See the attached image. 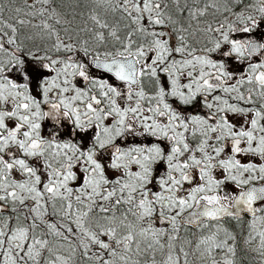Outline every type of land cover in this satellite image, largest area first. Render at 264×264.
Instances as JSON below:
<instances>
[{
  "label": "snow or ice",
  "instance_id": "obj_1",
  "mask_svg": "<svg viewBox=\"0 0 264 264\" xmlns=\"http://www.w3.org/2000/svg\"><path fill=\"white\" fill-rule=\"evenodd\" d=\"M81 2L0 15V264H236L242 213L264 257V0Z\"/></svg>",
  "mask_w": 264,
  "mask_h": 264
},
{
  "label": "trees",
  "instance_id": "obj_2",
  "mask_svg": "<svg viewBox=\"0 0 264 264\" xmlns=\"http://www.w3.org/2000/svg\"><path fill=\"white\" fill-rule=\"evenodd\" d=\"M31 4L28 0H0V7L4 10L2 12V18L6 22L15 23L17 20H25L30 23H26L25 25H17L18 28L21 29V36L24 37H34L33 40H26L25 42L29 47L34 45L42 46V47H50L52 43V39H49L46 33L42 30L41 26L43 22L47 21L49 24H53L54 27L60 32L61 35H65L63 32L64 27H68L66 23L61 25L54 24L53 19H49L50 15H53L52 10H55V14L63 17L64 21H71V30L70 34L76 37L77 33L80 39H88L91 42V33L89 32H79L80 28H93L89 16L93 13L95 9V5L92 3H84L81 2L79 6H77L76 0H52V3L49 5H44V7L49 9V12L44 16H40L39 10L44 7H29ZM19 9V11H17ZM238 10V9H236ZM102 11V10H101ZM109 20H112L111 14L107 17ZM207 22H213V18L211 15L205 18ZM203 22V21H202ZM243 217V216H242ZM53 219H58L55 217ZM243 223H239L234 219H227L224 221V227L228 228L234 235L237 237L238 247H237V256L235 257L236 264H264V257H262L258 251H254V249H258L254 241L250 244H245L244 241L248 237L250 229L248 228V219L244 217ZM255 233H253L254 235ZM202 232L198 230L196 227H191L187 232L182 231V236L185 240H192L195 243L201 236ZM185 250H188L187 245H185ZM156 259L159 261L161 259V255L158 253ZM195 264H203L199 257L195 258Z\"/></svg>",
  "mask_w": 264,
  "mask_h": 264
},
{
  "label": "rangeland",
  "instance_id": "obj_3",
  "mask_svg": "<svg viewBox=\"0 0 264 264\" xmlns=\"http://www.w3.org/2000/svg\"><path fill=\"white\" fill-rule=\"evenodd\" d=\"M28 1H29L31 4L36 5V6L39 7V8L44 7V5H42V4H40V3H37L36 0H28ZM239 10H242V9H238L237 11H239ZM61 36L63 37V35H61ZM53 39H54V37H53ZM237 68H238L239 70H244V69H245V65H237ZM234 188H235V186L232 185V187L227 188L226 191L232 192V191L234 190ZM260 215H264V213H261ZM257 227L259 228V224H257ZM198 230H199L200 232H202L203 235H210V234H211V232H210L208 229L201 230V229L198 228ZM214 230H215V228L213 227V228L211 229V231H214ZM221 235H223V234L221 233ZM254 244H255V246H256L257 248H259V238H258V237H257L256 240H254ZM222 257H223V253H220V254L217 255V260H220V261H221V264H223ZM199 259L201 260V262H202L203 264H211L210 260H204V259H202V258H200V257H199ZM263 259H264V258H263Z\"/></svg>",
  "mask_w": 264,
  "mask_h": 264
},
{
  "label": "flooded vegetation",
  "instance_id": "obj_4",
  "mask_svg": "<svg viewBox=\"0 0 264 264\" xmlns=\"http://www.w3.org/2000/svg\"><path fill=\"white\" fill-rule=\"evenodd\" d=\"M260 214H261V213H260ZM244 217H246L248 220H250V219H251V216H246V214H243V217H242V219H243Z\"/></svg>",
  "mask_w": 264,
  "mask_h": 264
},
{
  "label": "water",
  "instance_id": "obj_5",
  "mask_svg": "<svg viewBox=\"0 0 264 264\" xmlns=\"http://www.w3.org/2000/svg\"><path fill=\"white\" fill-rule=\"evenodd\" d=\"M243 214H244V213H242L241 216H243ZM246 215L250 216V214H246Z\"/></svg>",
  "mask_w": 264,
  "mask_h": 264
}]
</instances>
